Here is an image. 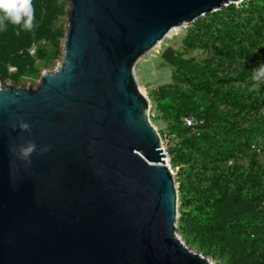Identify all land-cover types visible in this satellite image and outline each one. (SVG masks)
Instances as JSON below:
<instances>
[{
    "label": "water",
    "instance_id": "obj_1",
    "mask_svg": "<svg viewBox=\"0 0 264 264\" xmlns=\"http://www.w3.org/2000/svg\"><path fill=\"white\" fill-rule=\"evenodd\" d=\"M68 1L56 66L35 87L0 83V264H209L176 235L134 68L172 28L241 0ZM25 138L49 150L15 160Z\"/></svg>",
    "mask_w": 264,
    "mask_h": 264
},
{
    "label": "trees",
    "instance_id": "obj_2",
    "mask_svg": "<svg viewBox=\"0 0 264 264\" xmlns=\"http://www.w3.org/2000/svg\"><path fill=\"white\" fill-rule=\"evenodd\" d=\"M68 2L31 0L41 10L33 12V27L30 30L5 22V27L0 29L2 85L10 82L17 87H26L28 81L40 76L37 59H60L65 32L53 27L52 23L57 17L66 15ZM227 13H238V8L232 3L187 24L182 36L183 43H188L186 47L201 41L203 36H212L216 18ZM43 40L48 44L40 45ZM222 40L224 42H217L216 48L229 47L228 43L234 47L231 34L225 32ZM32 48L33 52H30ZM222 51L227 54L226 59L215 56L189 63L180 59L183 52L165 46L161 57L172 68L170 78L149 99L168 126L165 150L171 169L176 170L185 164L191 173L206 175L208 179L205 186L198 190V194H205L204 199L193 202L196 209L182 211L175 220L178 222L175 232L188 230L184 234L193 236L192 243L187 240L188 248L196 245L201 251H204L199 243L202 235L247 233V225L254 221L259 202L258 195L246 196L239 179L225 175L221 165L242 147L241 137L247 128L238 120V115L247 108H258L248 99L236 97L240 94L239 88H234L232 82L241 80L247 70H234L229 58L233 52ZM189 116L193 119L191 125L185 122ZM173 177L176 183V172ZM182 190V187L179 188L181 192L177 194L178 208L184 206L180 197ZM195 231L198 234H193ZM229 251L231 264H264V243L261 246L230 244Z\"/></svg>",
    "mask_w": 264,
    "mask_h": 264
},
{
    "label": "rangeland",
    "instance_id": "obj_3",
    "mask_svg": "<svg viewBox=\"0 0 264 264\" xmlns=\"http://www.w3.org/2000/svg\"><path fill=\"white\" fill-rule=\"evenodd\" d=\"M58 4H60V1ZM234 5L238 8V13L222 14L216 18L212 36H203L201 41H196L193 46L186 47L188 43H183L182 36L187 24L175 27L160 43L156 44L150 52L142 57L134 68L137 83L149 99L160 85L169 81L172 68L161 57L163 48L168 45L183 52L180 59L182 58L181 60L185 62L189 61V63H197L200 59L215 56L226 59L227 54L223 53L222 49L225 52H233V56L229 57L232 60L233 69L246 68L247 70L243 72L244 77L241 80L232 82V86L239 88L240 94L236 97L240 96V99H248L249 103L254 106L257 105L258 108H247L238 115V120L247 128L243 131L241 137V140H243L241 142L242 147L239 151L233 153L234 156L232 155L228 160L222 161L221 165L225 175L228 174L231 178L239 179L244 186L246 196H259L258 210L254 216V221L247 225V233L202 235L199 237V243L204 251L199 250L196 245L189 248L191 251L205 257L209 264H231L230 244L240 246L247 243L248 246H261L264 243V81L258 82L251 78L252 67L256 66L259 61H264V0H241ZM32 8L33 12L41 10L40 6L33 3ZM65 22L66 16L61 15L54 20L52 26L65 32ZM225 32H227V35L231 34L233 36L232 46L234 47H230L228 41L229 47L225 46L220 50L216 48V44L217 42H224L222 36ZM42 44H48V42L43 40L40 42V45ZM242 50L245 52L244 54H242ZM185 52L188 53L185 54ZM58 61L59 59L52 61L37 59L36 65L40 72L43 70L49 71L56 66ZM38 80L39 77L33 81H28L26 87H35ZM149 120L159 133L165 150L168 126L158 113L155 104L151 101ZM236 140H238V137ZM172 170L173 176L176 172V194L181 192L179 188H183L180 197L184 201L182 203L184 206L178 208L177 202L178 217V214L182 211L195 210L196 205H193V202L204 199L205 194H198V190L205 186L208 179H206V175L203 176L197 172L191 173L190 168L185 164L180 165L176 170ZM177 225L178 222H175V226ZM182 231L180 233L176 232V234L188 247L187 240L192 243L193 236L184 234V232L188 233V230ZM193 234H198V232L195 231Z\"/></svg>",
    "mask_w": 264,
    "mask_h": 264
},
{
    "label": "clouds",
    "instance_id": "obj_4",
    "mask_svg": "<svg viewBox=\"0 0 264 264\" xmlns=\"http://www.w3.org/2000/svg\"><path fill=\"white\" fill-rule=\"evenodd\" d=\"M19 25L24 30L33 27V8L31 0H0V29L5 27V22ZM251 78L254 81H264V61H259L251 69ZM31 123L26 119H19L13 128L21 132H30ZM49 146L41 145L35 138H25L19 144H11L9 151L15 160H22L30 163L33 153L47 152Z\"/></svg>",
    "mask_w": 264,
    "mask_h": 264
},
{
    "label": "built area",
    "instance_id": "obj_5",
    "mask_svg": "<svg viewBox=\"0 0 264 264\" xmlns=\"http://www.w3.org/2000/svg\"><path fill=\"white\" fill-rule=\"evenodd\" d=\"M30 52H33V48L30 49ZM185 122L189 125H191L193 123V119L189 116V117H186L185 118ZM161 138V137H160ZM162 141V140H161ZM167 161H168V158H167ZM169 166V169H170V172L173 174V170L171 169L170 165L168 164ZM176 217H177V210H176ZM177 235V234H176ZM178 237V236H177ZM179 238V237H178ZM180 240V239H179ZM181 241V240H180ZM182 242V241H181ZM183 243V242H182ZM184 245V243H183ZM186 246V245H185Z\"/></svg>",
    "mask_w": 264,
    "mask_h": 264
},
{
    "label": "bare ground",
    "instance_id": "obj_6",
    "mask_svg": "<svg viewBox=\"0 0 264 264\" xmlns=\"http://www.w3.org/2000/svg\"><path fill=\"white\" fill-rule=\"evenodd\" d=\"M200 17H201V16H200ZM172 29H174V28H172ZM172 29H171V30H172ZM171 30H170V31H171ZM170 31H169V32H170ZM169 32H168V33H169Z\"/></svg>",
    "mask_w": 264,
    "mask_h": 264
}]
</instances>
